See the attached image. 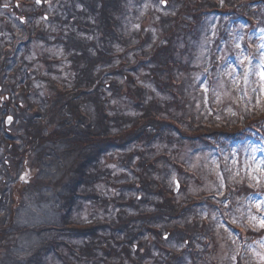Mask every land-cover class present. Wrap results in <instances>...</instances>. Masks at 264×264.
I'll return each instance as SVG.
<instances>
[{
    "label": "trees",
    "instance_id": "trees-1",
    "mask_svg": "<svg viewBox=\"0 0 264 264\" xmlns=\"http://www.w3.org/2000/svg\"><path fill=\"white\" fill-rule=\"evenodd\" d=\"M70 1L78 7L69 9L66 19L63 20L61 14H64L57 11L50 16L52 19L49 17L56 27L59 26L58 30L36 29L34 34L36 38L56 44L66 55L58 58L61 62L42 57L46 71L60 74V69H53L51 65L65 61L69 72L66 70L67 75L57 80L36 73L40 81L45 82L47 92L39 101L29 103L33 117L22 121V132L4 130L5 136H0V144L3 141L6 148L0 157V172L10 164L5 159L10 149L14 158L22 163L32 152L31 162L37 166L33 184L38 192L49 194L52 192L48 188L54 190L56 187L59 192H55V198L63 201L65 211L60 215L61 224L50 222L42 225L43 228H15L10 235H18L19 239L23 234L35 236L33 264H46L45 258L52 255L65 264H141V260L145 262L149 256L151 243L165 255L167 264H176L186 255L191 257L193 264L199 259L216 264L219 259H210L209 255L218 253L223 234L214 227L210 212L215 210L211 209L214 207L223 216L226 210H235L234 207L240 204H234L233 198L245 196L251 187L242 180L238 182L234 176L225 175L221 198L227 196L228 205L220 206L211 199L212 189L193 193L185 186H179L184 194L178 199L159 173L166 164L176 173L191 177L185 163L177 159L173 148H168L180 141L191 146L200 144L194 149L204 150L215 144L238 145L252 134L250 132L264 137V99L260 107L243 103V100L232 101L229 104L235 110L230 114L224 111L221 103L210 105L214 113L202 111L200 106L206 107V104H196L188 94V86L193 84L195 74L191 77L192 61L184 58L186 53L178 41L185 36L201 37L213 13L233 21L242 19L247 23V31L264 30V0H223V3L220 0H164L165 5L161 3L163 0H152L158 1L164 10L160 17L152 18L156 25L164 26L161 35L153 40L149 33L137 32V39H133V35L124 32L116 16L121 0ZM19 9L13 5L15 16L28 19ZM68 17L75 18L76 23L69 22ZM18 21L24 22L19 18ZM33 29L34 26L25 27L19 34L30 37ZM255 41L257 37L244 39L243 50L232 45L228 55L220 57L221 64L227 67L225 61L229 56L236 58L245 51L259 58ZM118 44L124 48L120 54L115 51ZM260 45L264 51V42ZM1 50L0 95L7 93L10 85L2 82L4 61L9 56ZM150 87L154 89L151 91ZM3 104L0 100V110ZM111 152H119V161L133 174V181L113 182L112 171L104 160ZM11 171L7 169L4 173L7 175ZM4 179L0 181V194L7 200L9 196L1 192ZM101 182L134 189L135 194L127 198L105 196L94 188ZM86 187L91 189H84ZM86 201L102 207L104 218L81 223L71 219L73 212L82 209ZM7 214V211L1 212L0 221L7 218ZM7 225L14 227L15 217L9 216ZM51 230L57 232V238L52 236ZM145 233L154 240L147 242L145 236L138 237ZM239 234L252 240L261 237L264 229L246 228ZM63 235L80 238L84 245L75 247L58 238ZM39 237L41 239L37 241ZM88 238H91L90 242ZM165 238L173 239L183 247L177 250L165 247L162 245ZM4 240L0 234V248ZM133 240L139 249H143L141 259L134 254ZM23 242H18V246H5L8 251L25 246ZM60 245L69 251L68 255L61 252ZM99 249L105 253L101 258L96 256ZM122 254L126 259L114 260ZM243 261L237 256L235 264H245ZM4 263L1 255L0 264Z\"/></svg>",
    "mask_w": 264,
    "mask_h": 264
},
{
    "label": "rangeland",
    "instance_id": "rangeland-1",
    "mask_svg": "<svg viewBox=\"0 0 264 264\" xmlns=\"http://www.w3.org/2000/svg\"><path fill=\"white\" fill-rule=\"evenodd\" d=\"M55 1L57 0H48V4H42L41 7H38L41 9H35L32 5L25 6L19 3L17 8L20 7L19 10L29 17L28 19L25 18L24 22L19 23L18 18H15L14 13L10 10V7L14 5V1L0 0V48L3 51L2 54L7 53L9 56V59L6 58L4 61L5 72L2 76V82L10 83L6 92L12 97L10 100L4 101L0 110V136H5L4 130L22 132L24 126L22 121L33 117L29 109V103L34 104L39 101L40 97L47 92L45 82H41L36 73L57 80L60 79V76L67 75L66 70L69 72L68 63L65 61L58 65H51L53 69L55 67L60 69V74L46 71V66L41 60L42 57L58 60V58H64L66 55L60 47L55 46L56 44L47 43L34 35L36 29L40 31L42 29L49 30L50 32L55 31L56 28L58 30L59 26L56 27L54 22L44 17V14L50 15L55 10ZM124 1H126L125 6ZM63 7L60 6L56 9L59 14L60 12L64 14H61L64 20V17H67L68 14ZM162 13L164 14V10L160 7V3L152 0H121V6L116 10V16L119 17L120 21L119 24L125 33L133 35V39H137L135 37L137 32L149 33L152 40L160 36L164 26L156 25L152 18L157 19ZM71 23H76V21L73 19ZM246 25L247 23L242 19L233 21L219 13H213L208 18L207 29L200 34L201 37L192 39L189 36H185L181 40L179 39V46L186 53L184 58L192 61L193 73L191 77H194L195 74V78L191 81L193 84L188 86V94L196 104H206L207 108L200 106L202 111L210 114L214 113L215 111L210 105L221 103L224 111L230 114L231 111L235 110V108L232 110V107H230L232 105L229 103L232 101L236 103L239 100H243V103L249 102L259 107L263 103L264 80L261 79V72L264 70V64H262L264 51L260 43L264 42V30L258 29L256 32H250L246 30ZM33 26L32 36L29 33L30 37L26 38L25 35L19 34L25 27L30 28ZM10 32L12 35L11 41ZM49 36L53 39L51 34ZM247 37H257V41L254 44L256 45L255 52L257 51L260 54L258 55L259 58L245 51L239 53L236 58L229 56V59L227 58L225 61V65L228 66L224 67L221 64L220 57H226L232 45H239L240 50H243L242 42ZM259 39L261 40L259 41ZM216 40L221 41L216 43ZM173 42L174 39L172 40ZM5 46L10 47L6 49L4 48ZM115 51L120 54L124 52V48L118 44L115 46ZM14 52V56L10 58V55ZM216 54L218 57H216ZM190 56L191 58H189ZM245 56L252 61L251 64L248 61L241 63ZM212 57L214 61H212ZM231 58L232 60H230ZM58 61L61 62V60ZM117 62L118 59L115 63ZM206 63L208 64L207 66ZM245 73H247V77H245ZM150 89L152 91L154 88L150 87ZM250 97L252 98L250 99ZM1 115L3 116L2 118ZM5 115L12 116L8 126L4 125ZM216 115L215 118H218ZM250 133L252 134L238 145L237 143H228L225 146L215 144L209 149L196 150L194 147H199L200 144L191 146L189 143L180 141L173 146H169L168 148H173L174 153L177 154V159L185 163V168L191 177L176 173L174 169L166 164H164L166 167L162 166L163 164H159L162 166V172L159 173V177H165V183L170 189L173 190L174 179L178 180L179 186H185L187 191L193 193L200 191L209 192L208 190L212 189L210 190L213 191L211 199L220 203V206L228 205L227 196L221 198L225 190V175L234 176L238 182L242 180L245 185L247 184L251 187L245 196L241 194L239 197L233 198L234 204H240L234 207L236 208L235 210H226L223 216L214 207L211 209L215 210L210 212L214 227L223 234V242L219 243L218 253L209 255L210 259H219L216 264H235L237 256H240L242 260L244 259L243 262L245 264H264V234L252 240H247V237L241 238L242 236L239 234V231L246 230V228L253 230L264 229L260 227V218L264 217V211H257L254 197V194L264 197V137L256 132ZM5 150L6 148L2 141V144H0V157ZM11 153L12 150L10 149L9 154L5 158L10 161V164L7 167H3L2 172H0V181L6 178V180L4 179L1 182L3 183L1 192L9 196L7 200H4L0 194V213L5 211L8 213V217L0 221V234L5 237L4 244L0 248V252H2L0 256H3L4 264H26L29 262L33 264L31 256L33 251L32 243L35 236L23 234L19 239L18 235L11 236L10 234L13 233L15 228L20 230L25 226L42 227V225L50 222L61 224L60 215L64 213L65 208L62 205L63 201L61 202L58 198H55V192L58 191L56 187H54L55 191L52 187L48 188L52 192V194H49L47 192H38L39 189L33 184L37 166L31 162L32 152L24 163L19 162L18 159L16 160ZM119 157V152H111L104 158L106 165L112 171L113 182L133 181V174L120 163ZM7 169L12 171L6 175L4 172ZM257 178L260 181L259 184H257ZM179 186L176 193H174L178 199L182 198L184 194ZM94 188L105 196H123L127 198L135 194L134 189H126L125 187L122 189L103 182L97 183ZM84 189L89 190L91 188L86 187ZM228 211L232 214H228ZM203 212L205 213V210ZM9 216L15 217L14 227L7 225ZM104 216L102 207L97 204L91 205L90 201H86L82 209H77L73 212V218L71 219L81 223L95 218L103 219ZM253 216L257 217V219L253 220ZM55 226L58 227L59 225ZM56 227L53 228L56 229ZM53 231L51 230L52 236L57 238V232ZM163 233L165 232L163 231ZM141 236H145L147 242L154 240L147 233L138 237ZM26 237L28 239L24 240ZM58 238L74 244L75 247L84 245V241L80 238L65 235ZM40 239L41 237L36 240L39 241ZM217 239H220V237ZM17 241L19 243L23 242L25 244L23 247H29V249L26 250L19 246L7 251L5 245L18 246ZM87 241L90 242L91 238H88ZM135 241L133 240L132 249L134 254L141 259L143 249H139ZM162 245L176 250L183 247L180 243H176L169 238H165ZM60 247L63 254H69V251L63 245H60ZM3 252L5 253L3 254ZM104 254L99 249L96 256L101 258ZM155 257H158V259ZM69 258L74 259L75 257L69 256ZM120 258H125V255L114 257V260ZM165 259V255L158 252L151 243L149 256L145 258V262L141 260V264H157V262L167 264V259ZM44 263L65 264L53 255L52 257H46ZM99 264L103 263L100 262ZM176 264H193V261L191 257L186 255L184 260ZM197 264L207 263L199 259Z\"/></svg>",
    "mask_w": 264,
    "mask_h": 264
},
{
    "label": "snow or ice",
    "instance_id": "snow-or-ice-1",
    "mask_svg": "<svg viewBox=\"0 0 264 264\" xmlns=\"http://www.w3.org/2000/svg\"><path fill=\"white\" fill-rule=\"evenodd\" d=\"M39 2V0H37ZM221 3H223V0H220ZM239 46V45H237ZM244 61H248L249 64L252 63V61L248 57H244L241 63ZM262 64H264V61H262ZM245 77H247V73H245ZM261 79L264 80V70L261 72ZM9 120H11V117H9ZM259 179L257 178V184H259ZM255 197V207L257 208V211H264V197H260L258 194H254ZM253 220H256L257 217L253 216ZM235 223V221H233ZM260 227L264 228V217L260 218Z\"/></svg>",
    "mask_w": 264,
    "mask_h": 264
},
{
    "label": "flooded vegetation",
    "instance_id": "flooded-vegetation-1",
    "mask_svg": "<svg viewBox=\"0 0 264 264\" xmlns=\"http://www.w3.org/2000/svg\"><path fill=\"white\" fill-rule=\"evenodd\" d=\"M62 2H64L65 0H61ZM56 3H55V7H57V8H59L58 7V5H59V3H58V1H55ZM32 3H34L35 5H37V6H42V4H48V0H41V3L39 4V2H37V0H35V1H32V0H24V4L23 5H25V6H29V5H32ZM15 5H17V2L15 3ZM60 6H64L63 8H65V6H72V4L71 3H60ZM69 21L71 22V21H73V18H70L69 19Z\"/></svg>",
    "mask_w": 264,
    "mask_h": 264
},
{
    "label": "water",
    "instance_id": "water-1",
    "mask_svg": "<svg viewBox=\"0 0 264 264\" xmlns=\"http://www.w3.org/2000/svg\"><path fill=\"white\" fill-rule=\"evenodd\" d=\"M9 117H10V116H7L6 119H5V123H6V124H8L9 121H10V120H9ZM174 185H175V186H174V191H176V190H177V187H178V182H177V180L174 181Z\"/></svg>",
    "mask_w": 264,
    "mask_h": 264
}]
</instances>
